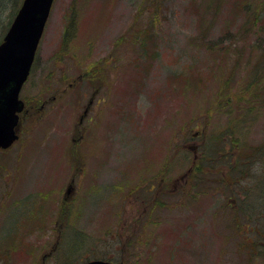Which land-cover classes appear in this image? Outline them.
Segmentation results:
<instances>
[{"label":"rangeland","instance_id":"1","mask_svg":"<svg viewBox=\"0 0 264 264\" xmlns=\"http://www.w3.org/2000/svg\"><path fill=\"white\" fill-rule=\"evenodd\" d=\"M21 98L0 264H264V0H55Z\"/></svg>","mask_w":264,"mask_h":264},{"label":"water","instance_id":"2","mask_svg":"<svg viewBox=\"0 0 264 264\" xmlns=\"http://www.w3.org/2000/svg\"><path fill=\"white\" fill-rule=\"evenodd\" d=\"M53 3L23 0L0 44V149L10 148L19 139L20 114L25 108L20 92L30 75ZM85 264L113 263L94 260Z\"/></svg>","mask_w":264,"mask_h":264},{"label":"trees","instance_id":"3","mask_svg":"<svg viewBox=\"0 0 264 264\" xmlns=\"http://www.w3.org/2000/svg\"><path fill=\"white\" fill-rule=\"evenodd\" d=\"M13 16H15L14 14H13ZM11 21H12V18H11V20H10V22H9V25H10V23H11ZM70 36V33L69 32H67V33H65V35H64V42H65V44H66V42L68 41V37ZM64 42H63V44H64ZM64 44V45H65ZM203 155V157H202V159H201V161H200V164L199 165H197L195 168H196V171H198L199 173H204V168L202 167L203 166V164L206 162V160H205V153L204 154H202ZM260 168H264V165H261L260 166ZM258 186V185H257ZM255 199H258L259 197H263L264 196V190H263V192L261 193V192H259V190L257 191L256 190V192H255ZM245 195H247V197H249V195L247 194V193H245ZM256 210L257 211H259L260 212V214H261V211L262 210H264V206L263 205H260L259 206V208H256ZM257 216V215H256ZM256 216H254V218L256 217ZM258 217H259V219L261 220V221H263V217H262V214L261 215H258ZM255 230H258L257 229V227H256V229ZM257 232V231H256ZM262 234H264V228H263V231L260 233V235H262ZM252 250V249H251Z\"/></svg>","mask_w":264,"mask_h":264},{"label":"flooded vegetation","instance_id":"4","mask_svg":"<svg viewBox=\"0 0 264 264\" xmlns=\"http://www.w3.org/2000/svg\"><path fill=\"white\" fill-rule=\"evenodd\" d=\"M93 105H94V103H93V99H92V100L90 101L88 107H87V108L85 109V111H84V114H83V116H82V118H81V122H83L84 119H85V120H89L88 118H89L90 111H91Z\"/></svg>","mask_w":264,"mask_h":264}]
</instances>
